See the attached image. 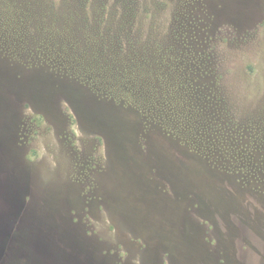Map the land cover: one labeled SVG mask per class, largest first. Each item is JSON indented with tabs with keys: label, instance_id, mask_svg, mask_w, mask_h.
<instances>
[{
	"label": "rangeland",
	"instance_id": "obj_1",
	"mask_svg": "<svg viewBox=\"0 0 264 264\" xmlns=\"http://www.w3.org/2000/svg\"><path fill=\"white\" fill-rule=\"evenodd\" d=\"M0 264H264V0H0Z\"/></svg>",
	"mask_w": 264,
	"mask_h": 264
}]
</instances>
